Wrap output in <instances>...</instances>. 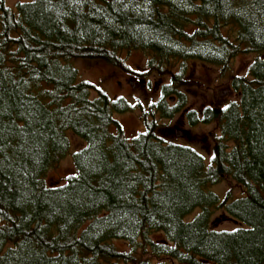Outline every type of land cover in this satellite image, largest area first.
<instances>
[{
  "label": "trees",
  "instance_id": "trees-1",
  "mask_svg": "<svg viewBox=\"0 0 264 264\" xmlns=\"http://www.w3.org/2000/svg\"><path fill=\"white\" fill-rule=\"evenodd\" d=\"M131 50L171 77L132 138L115 117L128 102L74 64ZM246 53L238 100L186 106L188 60L225 69ZM263 54L264 0H0V264H264ZM179 112L216 124L210 159L164 134ZM69 133L85 146L50 185ZM226 180L241 197L212 190ZM217 212L238 225L213 227Z\"/></svg>",
  "mask_w": 264,
  "mask_h": 264
},
{
  "label": "rangeland",
  "instance_id": "rangeland-1",
  "mask_svg": "<svg viewBox=\"0 0 264 264\" xmlns=\"http://www.w3.org/2000/svg\"><path fill=\"white\" fill-rule=\"evenodd\" d=\"M28 0H5L8 7L16 9L18 2ZM264 57V54L262 55ZM122 63L111 65L103 61L78 59L74 61L79 71L80 79H86L95 84L98 89L106 92L112 100L123 98L129 104L130 109L124 112H115L125 133L134 137L145 129L144 113L149 111V106L158 101L162 94V88L170 80V73L162 75L157 72L147 73V56L140 50L123 51ZM256 58V54L246 53L236 56L229 66L222 69L212 64H204L200 61H187L185 72L191 84L183 88L186 95V106L199 109L204 105H226L232 100H238V93L232 85V77L235 75L248 76V68ZM175 70V68H174ZM176 71V70H175ZM137 73H146L145 75ZM249 77V76H248ZM94 89L91 95L96 96ZM168 99L169 104L177 101V95L173 94ZM150 116V114H149ZM159 117V115H157ZM160 118V117H159ZM167 123L166 134L172 140L190 144L205 154L207 160L211 154L212 132H218L215 123H198L191 126L185 113H177L172 118L163 120ZM70 150L56 167L49 169L46 180L50 185L63 184L66 177L75 171L73 153L85 146V141L74 133H69ZM222 198L227 191H231L234 197H241L242 189L234 181H223L212 187ZM222 212H217L211 219L217 229H233L238 223L228 217L221 219ZM190 218V217H188ZM119 246L129 251L127 243L119 241ZM139 258V254H134ZM124 264V263H123ZM132 264H136L133 262Z\"/></svg>",
  "mask_w": 264,
  "mask_h": 264
},
{
  "label": "water",
  "instance_id": "water-1",
  "mask_svg": "<svg viewBox=\"0 0 264 264\" xmlns=\"http://www.w3.org/2000/svg\"><path fill=\"white\" fill-rule=\"evenodd\" d=\"M212 226L214 227V226H215V224H212Z\"/></svg>",
  "mask_w": 264,
  "mask_h": 264
}]
</instances>
